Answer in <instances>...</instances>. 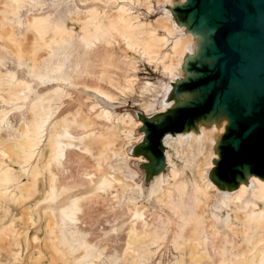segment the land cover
Here are the masks:
<instances>
[{
	"label": "bare ground",
	"instance_id": "bare-ground-1",
	"mask_svg": "<svg viewBox=\"0 0 264 264\" xmlns=\"http://www.w3.org/2000/svg\"><path fill=\"white\" fill-rule=\"evenodd\" d=\"M13 1L0 0V38L19 61L25 59L29 62L33 74L39 73L36 69L38 59L43 54L53 52L56 44L66 43L67 36L79 28L86 41L92 36L99 39L116 35L125 47L140 53L148 64L165 74L168 80L144 79L139 86L140 109L146 119L180 120L184 108L199 99L193 83L198 78V68L204 62H211L203 55L211 32L205 33L193 26L189 13L185 12L189 0H120L130 5H140L146 13L156 12V5L161 7V11L153 20H140L141 13L133 7L130 14L121 7L108 13L96 7L82 15H78L77 11L70 13L68 22L56 24L52 31L44 18L31 15L24 34L20 36L8 25L5 26V10ZM83 1L101 5L107 2ZM2 78L0 99H17L21 83L8 84ZM130 82L131 86H136L138 80L135 75ZM93 110L94 105L89 106L88 113ZM49 112L50 109L43 105L42 97H39L30 105L27 114L30 120L35 119V123H23L21 137L0 149V234L11 235L14 231V219L6 220L13 215V209L20 210L19 214L14 215L16 219H26L31 225L36 223L31 200L37 198L39 202L48 198L54 183L51 163L64 154L66 146H76L81 151L82 160L89 154L100 169L104 162L112 159L117 164L118 159L129 160L132 155L142 159L141 166L143 162L148 163V174L152 177L147 174L148 182L145 183L142 175L141 183L144 186L147 187L150 180L154 181L161 174L173 184L168 192L173 215H168L165 221L159 215L154 221L161 225L149 226L144 204L138 203L132 211L124 255L126 264H142L145 248L154 240L169 237L179 257L173 264H264V153L259 160L251 161L258 156L255 148L241 145L234 148L231 144L234 137L230 135L232 129L225 114L211 113L200 117L195 123L189 122L183 131L169 130L160 138V147L155 148L150 144L151 124H146L145 118L135 113L137 120L125 113H114L109 107H104L102 113L94 112L93 117L82 116L77 110L78 119L70 114V117L55 120V125L48 131L41 155L31 161L37 143L34 127L45 123ZM104 116L105 123H101ZM141 126L145 132L139 131L134 137V131ZM122 133L128 140L127 146L137 141L130 150L124 146L126 142ZM165 162L168 168L163 171L161 168ZM116 174L111 173V179H100L98 191H104L116 182L125 183L126 188L131 186L130 180ZM40 180L45 185L43 188H40ZM40 193L42 195L38 197ZM218 197L222 201L221 209L215 204ZM79 200L80 196L67 202L70 219H75ZM222 211L227 218L224 229L219 228L224 224L220 223L223 220L220 219L223 217ZM46 216L51 222L45 219V224L51 228L52 215L47 213ZM138 220H142L146 227L145 234L137 235ZM4 224L8 226L3 227ZM126 224V221L121 222L122 226ZM47 232L50 234L51 230ZM49 234L46 235V242L53 251L51 255H61ZM23 240L15 244L27 245L28 235L25 234ZM8 246L0 238V249ZM22 246H17L21 255L25 252ZM35 258L33 263L43 264Z\"/></svg>",
	"mask_w": 264,
	"mask_h": 264
},
{
	"label": "rangeland",
	"instance_id": "rangeland-1",
	"mask_svg": "<svg viewBox=\"0 0 264 264\" xmlns=\"http://www.w3.org/2000/svg\"><path fill=\"white\" fill-rule=\"evenodd\" d=\"M105 1H107L105 5H101L83 0H15L5 10V26L8 25L7 27L12 28L20 36L24 34L31 15L44 18L52 31L56 24L67 23L70 13L77 11L78 15H82L86 10L96 7L99 11L107 13L121 7L127 9L129 14L133 12L131 9L133 7L141 13L140 20H153L161 11V7L157 5L156 12L146 13L145 8H140V5H130L120 0ZM77 29L67 36L66 43L56 44L53 52L43 54L38 59L37 75L31 72L29 62L25 59L19 61L0 38V78L3 77L8 84L21 83L17 99L5 101L0 99V149L7 147L11 140L21 137L23 123H35V119L30 120L27 114L30 105L39 97H42L43 105L50 109V112L45 123L34 127L37 143L33 148L31 161L41 155L48 131L55 125V120L70 114H74L78 119L77 110L82 116L93 117L94 112L102 113L104 107H109L114 113H125L131 115L133 120H137L135 113L136 116L145 118L144 121L151 124L152 130L154 129L152 122L155 124L163 121L148 120L144 113L142 114L139 86L144 79L168 80L165 74L148 64L140 53L125 47L116 35L99 39L92 36L86 41L87 38H82L81 31ZM134 75L138 80L135 87L131 86L130 82ZM91 105H94V110L88 113ZM202 116V113L196 114L191 122L195 123ZM105 120L104 116L100 122L105 123ZM177 120L178 118L171 119ZM143 128L141 126L134 131V137L139 131L145 132ZM122 136L126 147L128 140L124 133ZM135 143L137 141H132L127 146L128 149L130 150ZM80 152L76 146H66L64 154L51 163L54 183L50 195L44 201H39L40 203L36 201L37 198L30 202L34 205L32 210L36 220L34 225L26 219L24 221L19 217L16 219L17 216L14 215L19 214V209H13V215L7 217L8 221L14 219V231L11 235L0 234L1 241L8 244L10 250L9 252L7 247L0 249V264H35L34 256L37 257L35 260L42 261L43 264H126L124 255L128 245L129 221L138 203L145 205L143 209L149 226L159 225L160 222L154 221L159 215L163 216L164 221L168 215H173L168 196L173 187L172 182L169 179L165 180L166 176L163 177L164 174H161L154 181L150 180L147 187L141 183L142 175L145 177V183L148 182L147 162H143L144 166H141L142 159L131 155L129 160L118 159L117 164L112 162V159L104 162L100 169L89 154L82 160ZM77 155H80L79 160ZM167 168L165 162L161 170L166 171ZM111 173H117L116 176L130 180L131 186L126 188L125 183L116 182L112 187L98 191L99 180L111 179ZM27 178L26 175L25 179ZM161 178L163 182L160 183ZM43 184L40 180V188L45 186ZM41 195L42 193L38 194V197ZM78 196L79 209L73 220L70 219L71 216L68 217L67 202ZM221 202V198L218 197L215 204L219 209L223 208ZM223 212H221L223 217L220 218L223 220H220V223L224 224L219 226L220 229H224L227 222ZM47 213L53 218L51 228L45 224L46 220L51 222L46 216ZM122 221L127 222L126 226L121 225ZM6 226L8 224L3 225ZM136 227L137 235L146 233L142 220L136 222ZM48 229L51 230L50 234L47 232ZM25 234L28 235L27 245H16L18 240L24 239ZM48 234L61 255L57 253L51 255L53 251L46 242ZM84 244L88 246L85 247ZM17 246H22L25 251L23 255L18 252ZM178 258V252L169 237L154 240L143 251L141 261L142 264H173Z\"/></svg>",
	"mask_w": 264,
	"mask_h": 264
},
{
	"label": "water",
	"instance_id": "water-1",
	"mask_svg": "<svg viewBox=\"0 0 264 264\" xmlns=\"http://www.w3.org/2000/svg\"><path fill=\"white\" fill-rule=\"evenodd\" d=\"M185 12L196 29L211 32L203 49L210 63L200 66L193 86L199 99L178 121L155 123L150 144L160 147L169 130L183 131L202 113L225 114L234 148L264 153V0H189Z\"/></svg>",
	"mask_w": 264,
	"mask_h": 264
}]
</instances>
